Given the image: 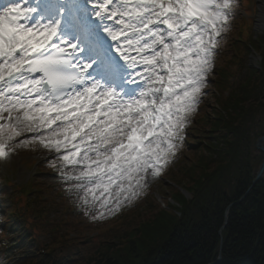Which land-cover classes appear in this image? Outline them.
Instances as JSON below:
<instances>
[{"label": "snow or ice", "instance_id": "obj_1", "mask_svg": "<svg viewBox=\"0 0 264 264\" xmlns=\"http://www.w3.org/2000/svg\"><path fill=\"white\" fill-rule=\"evenodd\" d=\"M235 0H0V161L42 149L93 220L162 177Z\"/></svg>", "mask_w": 264, "mask_h": 264}, {"label": "trees", "instance_id": "obj_2", "mask_svg": "<svg viewBox=\"0 0 264 264\" xmlns=\"http://www.w3.org/2000/svg\"><path fill=\"white\" fill-rule=\"evenodd\" d=\"M239 34V41L217 49L218 59L228 48L238 53L208 78L216 104L185 129L179 152L189 158L166 173L169 202L161 205L150 195L133 229L104 232L85 252L60 232L40 186L23 185L19 195L30 203L0 204V237L13 216L8 229L17 243L1 247L0 264L6 257L14 264H264V176L253 184L263 159L256 141L264 135V30ZM243 53L258 55L259 64L244 65L238 77L233 66L243 62Z\"/></svg>", "mask_w": 264, "mask_h": 264}, {"label": "rangeland", "instance_id": "obj_3", "mask_svg": "<svg viewBox=\"0 0 264 264\" xmlns=\"http://www.w3.org/2000/svg\"><path fill=\"white\" fill-rule=\"evenodd\" d=\"M261 2H264V0H235L234 17L236 20L234 25H231L230 31L223 35L221 42L229 40L239 41V33L242 32V30L244 34L243 37H246L247 34L252 32L257 34L263 31L264 24L260 27L257 25ZM237 53L238 51L236 49L228 48L224 51V55L227 56H222L218 59L216 58V54L213 70L208 78L210 80H213V78L215 79V77H217L216 70L225 67V65H227L226 63H228V58L230 59L233 54L236 55ZM239 59H243V62L233 66V70L238 72V77L242 75L247 65H258L260 57L255 53H243ZM215 104L214 87L210 81L207 82L204 95L201 97L198 109L191 118V121L199 118L203 112L210 113V110ZM203 105H205L204 108ZM187 156L189 158L188 153H180L178 150L176 157L165 169L162 177L150 179L142 195L133 199L130 203L124 204L119 211L114 214H106L102 219L93 220L90 215H85V211L77 202L75 194L67 191V186L57 170L49 166L51 159L49 153L42 149H37L35 151L18 149L8 160L0 161V204L14 208L18 205V198L21 204L26 201L30 203L28 199L26 200L24 195H19V188L33 182L37 183L40 186L41 192L52 206L51 217L57 219L60 222L59 224L63 227L60 232L63 234L66 233V238L72 237L80 241L82 249L85 252L86 250L90 251L91 244L96 241L98 242L100 236L103 237L108 231L115 232L116 235H119L133 229L135 227V222L138 223L141 217V215L136 212L142 211V208L147 204L146 199L150 195H153L161 205H165L166 202H169L172 194V189L170 188L172 185L170 186V184L172 183L168 180L169 178H167L166 173H168L170 169H176ZM162 179L165 180L163 181L165 184L163 183L161 185H165V187L160 186V181ZM31 195L33 194H30V196ZM48 207L49 206H47V208ZM6 218L7 221L5 225L7 228L2 232L3 234L0 237V253L2 251L1 247L6 243L12 244V246L13 244L17 245V243H14L15 238L9 233L10 230L8 229L14 221L13 216L12 218ZM114 241H116V238ZM9 253L11 254L12 251L10 250ZM81 254L83 255V252ZM16 256L14 255V258H16ZM12 258L6 257L2 262L5 264H14L16 259Z\"/></svg>", "mask_w": 264, "mask_h": 264}, {"label": "water", "instance_id": "obj_4", "mask_svg": "<svg viewBox=\"0 0 264 264\" xmlns=\"http://www.w3.org/2000/svg\"><path fill=\"white\" fill-rule=\"evenodd\" d=\"M256 146L263 151V159L258 169L256 170V177L254 179L253 184L264 176V135L257 140Z\"/></svg>", "mask_w": 264, "mask_h": 264}, {"label": "bare ground", "instance_id": "obj_5", "mask_svg": "<svg viewBox=\"0 0 264 264\" xmlns=\"http://www.w3.org/2000/svg\"><path fill=\"white\" fill-rule=\"evenodd\" d=\"M264 24V2L260 3V11L258 15L257 25L260 27Z\"/></svg>", "mask_w": 264, "mask_h": 264}]
</instances>
